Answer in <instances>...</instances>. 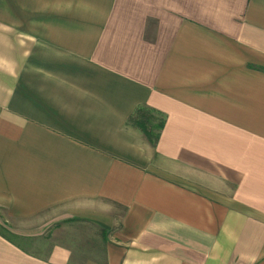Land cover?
Wrapping results in <instances>:
<instances>
[{
    "label": "crops",
    "instance_id": "0c3cea01",
    "mask_svg": "<svg viewBox=\"0 0 264 264\" xmlns=\"http://www.w3.org/2000/svg\"><path fill=\"white\" fill-rule=\"evenodd\" d=\"M262 68L264 0H0V264H264Z\"/></svg>",
    "mask_w": 264,
    "mask_h": 264
},
{
    "label": "trees",
    "instance_id": "16d2710c",
    "mask_svg": "<svg viewBox=\"0 0 264 264\" xmlns=\"http://www.w3.org/2000/svg\"><path fill=\"white\" fill-rule=\"evenodd\" d=\"M260 70L264 73L263 68ZM135 116V119L134 117L130 118V122L135 123L139 127V129H141L142 132L146 135L148 140L153 143L155 140V135L152 134L151 129L148 127L150 118L144 115L143 110H136Z\"/></svg>",
    "mask_w": 264,
    "mask_h": 264
},
{
    "label": "rangeland",
    "instance_id": "374dc122",
    "mask_svg": "<svg viewBox=\"0 0 264 264\" xmlns=\"http://www.w3.org/2000/svg\"><path fill=\"white\" fill-rule=\"evenodd\" d=\"M136 116H134V119H135ZM153 122L155 123V121L153 119L149 120V124H148V127L151 129L152 128V124ZM137 126V125H136ZM154 126V125H153ZM138 127V126H137ZM139 128V127H138ZM152 131V134L155 135V131L156 129H151Z\"/></svg>",
    "mask_w": 264,
    "mask_h": 264
}]
</instances>
